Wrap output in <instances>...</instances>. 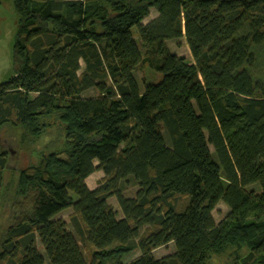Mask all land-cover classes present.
Wrapping results in <instances>:
<instances>
[{
  "label": "trees",
  "instance_id": "1",
  "mask_svg": "<svg viewBox=\"0 0 264 264\" xmlns=\"http://www.w3.org/2000/svg\"><path fill=\"white\" fill-rule=\"evenodd\" d=\"M6 1L0 264H264V0ZM184 36L192 63L166 43Z\"/></svg>",
  "mask_w": 264,
  "mask_h": 264
},
{
  "label": "rangeland",
  "instance_id": "2",
  "mask_svg": "<svg viewBox=\"0 0 264 264\" xmlns=\"http://www.w3.org/2000/svg\"><path fill=\"white\" fill-rule=\"evenodd\" d=\"M158 16V12L155 9L151 10L150 16L144 21L145 23L149 22L150 20L154 19L155 17ZM18 33V17L14 11L13 5L11 2L6 1L4 4L0 5V84H3L7 82L11 76L14 73L15 70V65H14V47L16 44V36ZM138 39V37H136ZM167 45L170 49L171 52L184 57L188 62H194L190 48L188 46L187 40L184 37L180 39H175V40H167ZM264 54V52H260V55ZM254 74L262 78L264 80V56L262 61L260 62V67L256 68L254 70ZM136 77L139 81V86L143 90L144 89V83L143 80L147 79L148 81H153V82H159L162 79V75L160 73H155L151 69H139L136 71ZM98 93L95 89H91L85 93L82 94L83 98L87 97H95L97 96ZM56 132V135L59 137V133ZM8 137V136H4ZM12 142V141H11ZM213 151V150H212ZM26 157V161H27ZM34 161V160H33ZM35 162V161H34ZM98 164V163H97ZM104 173L102 171H96L93 173L88 179L87 183L89 188L95 189L99 186L100 181L103 179ZM259 186V185H258ZM260 187V186H259ZM249 188H258L256 185L253 187ZM137 187L134 186H126L124 188V193L126 196H133ZM261 190V189H260ZM184 199L181 200V205L183 203ZM108 202L114 207L116 211H118V218H122L123 215L120 211V207L117 203V199L115 197L109 198ZM230 210L228 206L221 202L219 203L216 208L213 210L212 214L213 217L216 221V223L222 222L227 215L229 214ZM73 214L72 209H67L63 212H61L57 217L65 219L68 224L69 228L72 229L70 225V216ZM42 245L40 242L38 243V249L42 251ZM84 249V247H83ZM175 245L174 243L168 244V246H163L155 251V257L156 258H163L169 255H172L175 253ZM87 250H84L86 256H87ZM43 252V251H42ZM139 255H141V252L137 249L130 254L126 255L122 263L127 264L130 261L134 260L137 258ZM88 257V256H87Z\"/></svg>",
  "mask_w": 264,
  "mask_h": 264
},
{
  "label": "crops",
  "instance_id": "3",
  "mask_svg": "<svg viewBox=\"0 0 264 264\" xmlns=\"http://www.w3.org/2000/svg\"><path fill=\"white\" fill-rule=\"evenodd\" d=\"M87 182V181H86ZM88 184V183H87ZM169 244H171V243H169ZM166 246H168V245H166ZM156 251V250H155ZM155 251L153 252V254H154V256H155ZM140 256V255H139Z\"/></svg>",
  "mask_w": 264,
  "mask_h": 264
}]
</instances>
